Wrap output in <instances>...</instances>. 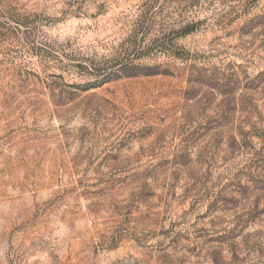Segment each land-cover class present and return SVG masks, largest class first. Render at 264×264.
Instances as JSON below:
<instances>
[{"label":"rangeland","instance_id":"rangeland-1","mask_svg":"<svg viewBox=\"0 0 264 264\" xmlns=\"http://www.w3.org/2000/svg\"><path fill=\"white\" fill-rule=\"evenodd\" d=\"M0 264H264V0H0Z\"/></svg>","mask_w":264,"mask_h":264}]
</instances>
